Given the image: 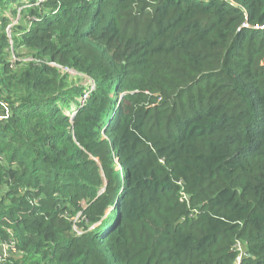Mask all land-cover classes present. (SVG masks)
<instances>
[{
    "label": "trees",
    "instance_id": "obj_1",
    "mask_svg": "<svg viewBox=\"0 0 264 264\" xmlns=\"http://www.w3.org/2000/svg\"><path fill=\"white\" fill-rule=\"evenodd\" d=\"M24 2L0 0V264H264V0Z\"/></svg>",
    "mask_w": 264,
    "mask_h": 264
},
{
    "label": "built area",
    "instance_id": "obj_2",
    "mask_svg": "<svg viewBox=\"0 0 264 264\" xmlns=\"http://www.w3.org/2000/svg\"><path fill=\"white\" fill-rule=\"evenodd\" d=\"M43 1L44 0H39V3H42ZM206 1H209V0H206ZM17 23H18V20L16 22H13L12 25L7 30L11 45H12L11 28L13 26H15ZM245 27H247V25H245ZM256 29H264V27L263 26H256ZM12 56H13V60H16V56H15L14 50L12 52ZM26 60L30 61V60H33V59H26ZM262 64H263V67H264V60H263ZM93 85H94V83H93ZM93 89H94V86H93ZM4 106H7V105L4 104ZM9 112L10 111L7 109V115L9 114ZM1 116H2V114L0 113V119L1 118H5V117H3V116L1 117ZM13 252H16V248H15L14 242L0 244V262L1 263L5 262L7 257H9Z\"/></svg>",
    "mask_w": 264,
    "mask_h": 264
},
{
    "label": "rangeland",
    "instance_id": "obj_3",
    "mask_svg": "<svg viewBox=\"0 0 264 264\" xmlns=\"http://www.w3.org/2000/svg\"><path fill=\"white\" fill-rule=\"evenodd\" d=\"M28 2V0H25V2L24 3H27ZM17 5H15V7H16ZM20 8L18 9V13L20 12ZM9 15L11 16V14L9 13ZM12 17V20H13V22H16L17 20H18V17H16L15 19H14V17L13 16H11ZM73 76H77V73H75V72H70ZM81 76V75H80ZM81 78H83L82 80H81V83L82 84H85V85H87L88 87V89L89 90H93V81L89 78V77H84V76H81ZM75 113V111H71V113L69 112L68 114H71V116L73 115ZM112 210L113 209H111L109 212H112ZM81 215V214H80ZM76 228L79 230V227L76 225ZM243 252H241V254H242Z\"/></svg>",
    "mask_w": 264,
    "mask_h": 264
},
{
    "label": "water",
    "instance_id": "obj_4",
    "mask_svg": "<svg viewBox=\"0 0 264 264\" xmlns=\"http://www.w3.org/2000/svg\"><path fill=\"white\" fill-rule=\"evenodd\" d=\"M75 115V114H74ZM73 115V117H74ZM203 205H200L199 208H202ZM247 254V253H246ZM242 257H243V254H240L238 255L236 261H235V264H241V261H242Z\"/></svg>",
    "mask_w": 264,
    "mask_h": 264
}]
</instances>
